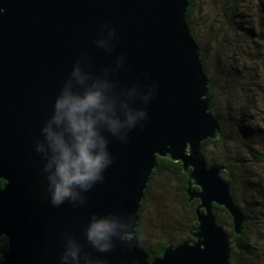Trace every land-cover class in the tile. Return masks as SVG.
<instances>
[{
  "label": "water",
  "instance_id": "95a60500",
  "mask_svg": "<svg viewBox=\"0 0 264 264\" xmlns=\"http://www.w3.org/2000/svg\"><path fill=\"white\" fill-rule=\"evenodd\" d=\"M188 0H0V236L9 239L5 264H57L60 234L78 230L92 211L132 213L134 230L104 254L107 264H231V249L246 217L236 206L227 167L208 166L202 144L221 129L207 98L209 79L186 21ZM107 21L120 39L109 56L93 46ZM92 55L96 70L126 52L122 84L158 82L151 120L113 142L116 158L106 180L88 194L89 207L55 208L46 199L40 162L32 151L50 101L74 60ZM181 162L189 201H199L194 242L169 246L149 261L137 235L140 209L157 157ZM199 188L196 190L195 188ZM213 205L233 219L234 236L217 223Z\"/></svg>",
  "mask_w": 264,
  "mask_h": 264
},
{
  "label": "clouds",
  "instance_id": "9594fccd",
  "mask_svg": "<svg viewBox=\"0 0 264 264\" xmlns=\"http://www.w3.org/2000/svg\"><path fill=\"white\" fill-rule=\"evenodd\" d=\"M119 39L116 27L104 21L97 27L93 46L111 56ZM128 67L127 53L121 52L97 71L92 55L85 52L74 60L52 97L32 145L51 206L89 207L88 194L105 182L116 162L110 145L130 143L131 134L150 122L149 106L160 85L140 80L122 84L120 73ZM134 226L130 212L92 211L78 230L60 234L57 264H107L104 254L112 252L118 241L125 242ZM0 264H5L3 255Z\"/></svg>",
  "mask_w": 264,
  "mask_h": 264
},
{
  "label": "rangeland",
  "instance_id": "374dc122",
  "mask_svg": "<svg viewBox=\"0 0 264 264\" xmlns=\"http://www.w3.org/2000/svg\"><path fill=\"white\" fill-rule=\"evenodd\" d=\"M198 1L205 11L197 14L193 26L197 31L198 40L206 48L204 64L210 78L217 86L215 88V113L221 114L224 118H231L232 122L226 123L230 131L229 150L234 151V155L237 156L234 160L239 166L243 160L244 165L247 164L253 174L254 172L261 174V176L254 174L253 185H263L264 83L261 82L264 77V10L261 11V8L257 7V0H245V6L239 9L236 16L231 13H228V16L223 11V6L226 5L225 0ZM262 8L264 9V5ZM260 33H262L261 38L257 35ZM235 75L242 77L244 91L231 93L232 87L229 79H233ZM240 124L243 130L239 128ZM244 130L247 131L243 133ZM249 149L259 158H254L248 151ZM209 150V158L215 157L218 161L223 160V158L216 157L219 153H214L212 146ZM229 174L230 171L222 173V176L231 182L228 178ZM157 184L158 182L154 185ZM253 189L255 194L250 193L248 189H246L247 193L238 191L241 202L239 203L242 208L264 210V207L258 208L261 202L264 203V191L261 195L258 193L257 186ZM170 192L172 193L173 189L168 191L163 200L155 193L148 197L150 209L144 216L142 230L149 241L156 240L159 236H163L164 240L172 241L181 238L177 236L174 229L178 226L176 220L181 218L177 215H185L187 209L182 208L184 205L181 198L174 193L170 195ZM164 223H168V227L164 228ZM183 232H185L184 229ZM237 260L234 258L233 263L237 264Z\"/></svg>",
  "mask_w": 264,
  "mask_h": 264
},
{
  "label": "trees",
  "instance_id": "16d2710c",
  "mask_svg": "<svg viewBox=\"0 0 264 264\" xmlns=\"http://www.w3.org/2000/svg\"><path fill=\"white\" fill-rule=\"evenodd\" d=\"M257 7L261 8V11L264 10L262 6L264 5V0H257ZM189 6L186 14V21L191 31L193 38L195 39L196 43L198 44L201 50V57L202 63L204 67V71L209 79L208 85V95L207 98L210 100L211 103V112L215 119L219 122L221 133L219 138L217 139H208L202 144V155L205 159L208 166L213 164L221 165L227 167L229 170L223 173H228V178L231 180V194L233 199L235 200L236 206L244 213L246 217V221L244 223V232L241 236L237 237L236 244L231 249V264H234V258H238L237 264H264V210L261 209L252 210L251 208H242L240 204V200L238 197L237 192L242 191V193H247L246 189L250 190V193L255 192L253 188L256 186L259 188L258 193L261 195L264 191V184L263 185H253V178H255L254 174L251 172V168H248L247 164L244 165V161H241V166L234 160L237 156L234 155V151L229 150V129L226 126V123H230V117H222L221 114L215 113V81L210 78L208 74V69L204 64L206 58V48L204 47L203 43L198 40V34L193 26L194 20L198 13L204 12V7H201L198 3V0H188ZM225 4L223 6V11L225 14L231 13L233 16H236L237 12L241 7H244L246 4L245 0H225ZM199 5V6H198ZM229 16V14H228ZM232 22V21H231ZM250 29V28H249ZM249 31V30H248ZM251 31V30H250ZM251 33H254L251 31ZM262 33L257 34L258 37L261 36ZM252 37L253 34H250ZM259 76V75H258ZM241 76L235 75L234 78H230L229 82H231L232 90L230 91L233 93L234 91L238 93V91H244V83L241 79ZM259 80V79H258ZM264 80V77H263ZM262 80L261 83H264ZM242 81V82H241ZM258 82V81H257ZM243 87V89H242ZM242 124L239 125L240 130L242 129ZM247 130H244L245 133ZM214 148V153H219L217 158H223V160L218 161L215 157L209 158V149L210 147ZM254 158H259L252 152L251 149L248 150ZM261 176V174H257ZM188 174L185 172L183 165L181 162H175L170 157H157L156 167L150 177V181L147 186V190L145 193L144 200L142 201L141 209L139 212L140 220L138 223L137 228V235L139 237L140 243L142 247L145 249L149 261L153 262L154 260L161 258L165 252V250L169 246H176L178 244L190 241L194 242L195 239L191 236L190 232L192 229L198 226L196 210L199 206V201L195 200L193 202L189 201V196L186 192L188 187ZM158 184L155 186L154 184ZM260 183V182H259ZM264 183V180H262ZM6 181L4 179H0V191L5 187ZM250 187V188H249ZM173 189L174 195L181 198L183 201V207L186 211L185 215H177V217H181L177 221V227L175 230L177 236H181L180 239L176 241L172 240H164L163 236H159L158 239L154 240H147V237L144 235L142 230L143 228V220L144 216L150 209V204L148 201V197L151 194H158L163 198H166L167 193L169 190ZM199 190V188H195ZM170 192V195H173ZM255 194V193H253ZM165 201H167L165 199ZM240 202V203H239ZM264 207V203L261 202L258 208ZM167 208V205H166ZM213 211L217 219V223L221 224L225 231L230 235L234 236L233 230V219L229 212L221 206L213 205ZM163 227H168V223H164ZM183 229L185 232H183ZM183 232V233H182ZM167 240V241H166ZM9 247V239L5 236H0V255H3L4 252Z\"/></svg>",
  "mask_w": 264,
  "mask_h": 264
}]
</instances>
